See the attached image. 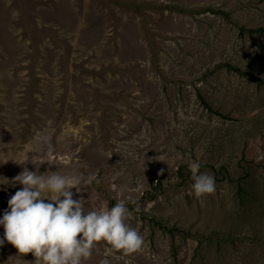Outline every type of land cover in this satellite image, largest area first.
I'll return each mask as SVG.
<instances>
[{"label": "rangeland", "instance_id": "rangeland-1", "mask_svg": "<svg viewBox=\"0 0 264 264\" xmlns=\"http://www.w3.org/2000/svg\"><path fill=\"white\" fill-rule=\"evenodd\" d=\"M31 158L127 202L142 247L83 264H264V0H0V218Z\"/></svg>", "mask_w": 264, "mask_h": 264}, {"label": "clouds", "instance_id": "clouds-1", "mask_svg": "<svg viewBox=\"0 0 264 264\" xmlns=\"http://www.w3.org/2000/svg\"><path fill=\"white\" fill-rule=\"evenodd\" d=\"M28 160L16 163L23 165ZM43 162L31 158L36 171L24 167L8 181L22 188L8 200V209L0 218V226L4 228L0 247L7 241L20 254L32 253L34 264H83L100 241L124 253L142 247V235L126 223L129 209L125 200L117 199L111 208L85 212L86 200L74 199L72 189L80 193L82 186L86 189L94 177L84 179L77 174L51 170L41 173ZM199 168V163L190 166L194 181L191 188L197 197L215 191V178L199 172ZM100 264H109V261L104 259Z\"/></svg>", "mask_w": 264, "mask_h": 264}]
</instances>
